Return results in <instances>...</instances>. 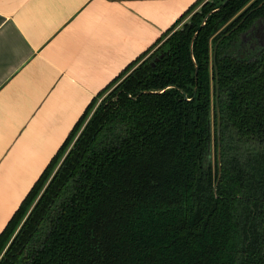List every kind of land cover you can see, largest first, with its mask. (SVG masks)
Returning <instances> with one entry per match:
<instances>
[{
    "label": "trees",
    "instance_id": "trees-1",
    "mask_svg": "<svg viewBox=\"0 0 264 264\" xmlns=\"http://www.w3.org/2000/svg\"><path fill=\"white\" fill-rule=\"evenodd\" d=\"M200 1L92 98L0 231V264H264V46L240 56L264 0L206 2L173 30ZM236 25L216 50L218 177L212 51Z\"/></svg>",
    "mask_w": 264,
    "mask_h": 264
},
{
    "label": "crops",
    "instance_id": "crops-1",
    "mask_svg": "<svg viewBox=\"0 0 264 264\" xmlns=\"http://www.w3.org/2000/svg\"><path fill=\"white\" fill-rule=\"evenodd\" d=\"M197 0H0V231L95 95Z\"/></svg>",
    "mask_w": 264,
    "mask_h": 264
},
{
    "label": "water",
    "instance_id": "water-1",
    "mask_svg": "<svg viewBox=\"0 0 264 264\" xmlns=\"http://www.w3.org/2000/svg\"><path fill=\"white\" fill-rule=\"evenodd\" d=\"M238 25H236L232 30L226 32L223 34L220 38L217 39L213 46V51H212V66L215 71V112H216V140H217V164H218V177L220 175V170H221V118H220V111H219V81H218V70H217V65H216V50L219 42L225 38L227 35H229L235 28H237ZM154 64V63H152ZM218 181V180H217Z\"/></svg>",
    "mask_w": 264,
    "mask_h": 264
},
{
    "label": "flooded vegetation",
    "instance_id": "flooded-vegetation-1",
    "mask_svg": "<svg viewBox=\"0 0 264 264\" xmlns=\"http://www.w3.org/2000/svg\"><path fill=\"white\" fill-rule=\"evenodd\" d=\"M262 38L263 40L261 41ZM246 44H249L248 47H250L251 50H255L257 45L264 46V16L257 19L255 24L242 33L240 40L242 49V53L240 54L241 57L250 54V51L246 49Z\"/></svg>",
    "mask_w": 264,
    "mask_h": 264
},
{
    "label": "rangeland",
    "instance_id": "rangeland-1",
    "mask_svg": "<svg viewBox=\"0 0 264 264\" xmlns=\"http://www.w3.org/2000/svg\"><path fill=\"white\" fill-rule=\"evenodd\" d=\"M219 0H201L200 2H198L196 4V6L193 7V9L188 13L186 14L180 22H178L176 24V26L173 28V30L175 29H179L183 26V24L185 22H189L190 18H191V15L194 14L195 12H200L201 10V6H203L204 3L208 2L210 4H213V5H216L218 3ZM171 32H169L170 34ZM167 34V36L169 35ZM166 37V36H165ZM263 40V38L261 39V41ZM161 42L158 43V45L160 44ZM155 48V47H154ZM153 48V49H154ZM152 49V50H153ZM120 82V79H117L115 82L111 83L107 89L105 91H103L101 94H99L98 96L95 97V101H94V107H96L105 97L106 95ZM94 109V108H93ZM92 111L89 112V114L87 116H90V113ZM88 117H86L87 119ZM72 144V141L70 142V144L68 145V147ZM214 144V143H213ZM210 157H211V161L213 162L214 161V145H212V149H211V153H210Z\"/></svg>",
    "mask_w": 264,
    "mask_h": 264
}]
</instances>
